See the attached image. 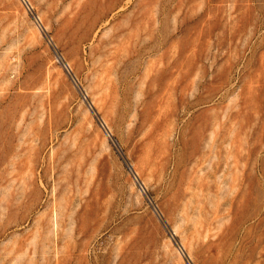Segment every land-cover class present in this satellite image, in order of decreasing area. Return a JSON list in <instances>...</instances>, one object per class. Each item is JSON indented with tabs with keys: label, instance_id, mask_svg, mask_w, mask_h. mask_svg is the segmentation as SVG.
<instances>
[{
	"label": "rangeland",
	"instance_id": "374dc122",
	"mask_svg": "<svg viewBox=\"0 0 264 264\" xmlns=\"http://www.w3.org/2000/svg\"><path fill=\"white\" fill-rule=\"evenodd\" d=\"M0 264H264V0H0Z\"/></svg>",
	"mask_w": 264,
	"mask_h": 264
}]
</instances>
